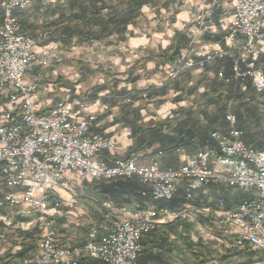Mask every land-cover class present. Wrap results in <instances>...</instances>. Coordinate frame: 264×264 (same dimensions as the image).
Returning <instances> with one entry per match:
<instances>
[{"label":"built area","instance_id":"obj_1","mask_svg":"<svg viewBox=\"0 0 264 264\" xmlns=\"http://www.w3.org/2000/svg\"><path fill=\"white\" fill-rule=\"evenodd\" d=\"M35 1L3 0L0 28V90L10 105L0 122V171L8 188L0 195V209L32 219L39 229L38 247L28 264H80L86 258L103 264H139L144 235L179 221L206 231L201 217H212L228 248L264 250V150L244 142L233 112L235 100L228 102L227 133L212 134L215 147L185 156L179 168L161 169L158 159L162 152L150 165H139L136 157L117 158L109 165L100 157L115 151L114 139L92 132L97 120L94 113L83 115L99 103L64 99L46 110L41 93L43 77L39 75L34 82L28 79L35 68H48L57 58L49 43L50 32L32 36L20 32L16 12L26 11ZM199 1L202 11L191 26L192 43L215 28V15L222 8L220 25L227 30L224 45L209 43L201 62L186 53L174 58L168 64L167 82L184 71L229 58L232 77L226 78L223 71L216 77L240 87L250 83L257 96L264 94V69L259 64L264 0ZM122 178H137L149 186L154 201H172L183 185L187 200L195 191L222 184L252 193L255 198L235 210L212 215L190 205L180 210L118 206L86 194V183ZM83 198L97 206L103 221L90 228L82 246L58 243L49 211L65 204L78 205ZM8 220L9 215H0V222Z\"/></svg>","mask_w":264,"mask_h":264},{"label":"crops","instance_id":"obj_2","mask_svg":"<svg viewBox=\"0 0 264 264\" xmlns=\"http://www.w3.org/2000/svg\"><path fill=\"white\" fill-rule=\"evenodd\" d=\"M2 1L0 0V28L3 24ZM126 4L127 0H37L26 11H17L16 16L19 19L22 34L32 36L39 32H50L49 43L58 54V59L56 58L53 66L47 69L35 68V71L38 69V75L43 76L41 93L45 109L57 105L64 99L98 102V107L86 110L83 115L94 113L97 120L92 132L113 138L116 143L115 151L101 156V160L111 165L117 158L136 157L139 165H150L161 152L160 148L155 145L153 149L143 147L139 152H135L133 129L139 127L149 129L163 122H169L171 128H174L181 121L179 111L183 112L195 105L199 106L195 100L197 97L203 98L206 95L208 83L211 82L209 80L223 71L221 68L226 66V63L232 64V61L229 58L218 59L184 71L175 80L167 82L168 64L162 57L174 43L180 45V55L186 53L195 62L203 61L209 50V43L202 40L196 44L192 43L191 26L202 11L200 1L154 0L153 3L139 9L136 15L131 14V18L127 20V27L122 33L117 31L124 25L117 26L114 34L108 38L99 35L102 29L94 21L96 18L94 15H97L98 11L96 8H102L103 5L104 9L99 17L105 21L113 13L115 15L128 13ZM222 10V8L219 9L215 15V28L203 37L226 36L227 30L220 25V20L224 17ZM93 37L100 39L96 40ZM222 42L224 43V40ZM259 47L262 50L259 64L264 69V42H260ZM80 52H82V58L71 57L75 54L79 56ZM68 58H72V61ZM65 60L69 62L61 65ZM231 77L232 72L228 78ZM28 79L30 82L38 80L37 78L32 80L29 76ZM78 80L80 81L77 82ZM217 81L224 84L222 88L230 86L221 79L217 78ZM248 84L250 83H246L244 88H247ZM163 89H166L167 94L155 95L148 100L142 99V94L146 93L149 96ZM9 106V102L0 90V122ZM226 125L229 130L227 122ZM164 132V135L176 138L177 141L180 137L173 129ZM206 148L209 147H196L193 150L180 148L171 155L162 153L158 163L163 170L177 169L185 156H191ZM88 184L90 182L85 184L86 193H92L95 196L93 198H96L97 195L94 191H90ZM141 185L145 189L141 196L131 197L128 204L121 205L113 200L107 201L118 206L180 210L186 205L193 206L192 203L201 195L200 191L205 190L195 191L192 199L187 200L186 188L184 185L181 186L177 196L179 198L180 192L185 195L186 203L172 209L162 206V203L170 201H154L151 188ZM7 190L3 172L0 171V195ZM210 190V188L206 189L203 193L211 197L214 191ZM49 214L54 223L53 232L58 243L70 246L84 245L90 228L103 221L97 206L91 204L89 200L80 202L78 205L65 204L59 209H51ZM0 215H9L7 223L0 222L3 225L0 228V238L7 241L10 240L12 233H16L14 241L17 242L16 245L7 242L11 246L9 249H5L6 242L4 244L0 242V264H3L10 261V258H6H12L21 251V240L25 237L18 238L17 231L35 232L38 229L32 219L23 218L15 212L4 211ZM211 224L210 227L202 224L206 229L204 231L194 223L179 221L163 225L150 234L144 235L140 241L142 252L138 263L197 264L194 255L204 258L210 250H214L212 256L215 258L226 256V248L224 249L221 245L223 242L226 243L220 236L221 229L215 223ZM209 245L210 250L207 249ZM35 248L24 253L23 260L16 263L15 260L11 264H28ZM185 258L189 259V263ZM80 264L103 263L86 258Z\"/></svg>","mask_w":264,"mask_h":264},{"label":"trees","instance_id":"obj_3","mask_svg":"<svg viewBox=\"0 0 264 264\" xmlns=\"http://www.w3.org/2000/svg\"><path fill=\"white\" fill-rule=\"evenodd\" d=\"M153 2L154 0H127L126 5L127 9L129 10L128 13H122L118 15H115L113 13V15L105 21L103 18L99 17L101 11L104 9L103 5L101 6L102 8L97 7L96 10L98 11L97 15H94L96 17L94 21L102 29L99 35H103V38H108V36L114 34V29L117 26L124 25L123 28H121L120 30L118 29L117 31L118 33H122V31L127 27V20L131 18V14L136 15L139 9ZM94 38L96 40L100 39L98 37H93V39ZM224 38L225 36H205L202 38V41L206 43H219L221 45H224V43L222 42ZM179 51L180 45L174 43L173 46L170 47L169 51H167V53H165L162 58L167 64H169V62H171L174 58L180 55ZM221 70H223V72L225 73L226 78L230 77L232 72L231 62L226 63V66H223ZM209 81L211 82L208 83L206 89L207 92L204 96V105H195L190 109H185V111L183 112L180 110L179 114L181 115V121L177 123L174 128H171V124L169 122L156 124L154 127L149 129H143L142 127H139L138 129L134 128L133 139L135 152H139L143 147L149 150L153 149L155 145L159 146L160 151L165 155H171L180 148H185L186 150H193L196 147H215V142L212 139V134L216 132L225 133L228 130L225 122V116L228 108L227 102H229L231 99L235 100V105L233 109L238 119L237 128L243 133L244 142L247 146L253 149L264 150V141L259 138V136L261 135V130H259V132L258 130H256L255 132L252 131V128L247 125L245 118V115L250 114V117H248L247 119H251L253 117V114L259 112L258 109H260V107H264V94L257 96L254 93L250 84L247 85V89L245 91H242L240 89V86H238L236 83L229 84L232 87L226 85V88H222L224 84L219 83L217 81V77H214ZM222 89H224V91ZM219 92H221L222 94ZM164 94H167L166 89H163L160 92L151 93V95H147L146 98L142 99L148 100L154 97L155 95L158 96ZM202 119L204 121H201ZM258 128L260 129L261 127L258 126ZM169 129H173L175 133H178V135L180 136L178 141L176 140V138H171L167 135H164V131ZM153 154H155V152H153ZM91 186L92 189L90 190L95 192V194L97 195V199L113 200L121 205L128 204L130 202L131 197H140L141 193L145 190L137 178L117 179L111 182H97L92 184ZM214 187L216 186H210L206 188H210L211 192L214 191V194L211 195V197H207V195L203 193V191H206V189L200 191L201 195L197 197V199L192 203V205L198 206L200 208H209L210 213L212 215H215L220 214V212L221 214H224L222 212L226 213L235 210L242 203L255 198L254 194L244 192L237 188L235 190V193L232 194L229 190L231 187H225L226 189L222 187H217L220 193L215 191ZM179 194V198L177 196L170 202L162 203V206H167L174 209L179 207L183 203H186L185 195H183L181 192ZM200 200H203V202H200ZM3 212L4 210L0 209V213L3 214ZM199 219L200 222L206 227H210L212 225V217L207 219L201 217ZM2 227L3 225L0 224V228ZM36 232L37 230H35V232L17 231L19 235L18 238L23 239V237H25L24 240H21V251L14 255V257L12 258H6H10V261H7L3 264H11V262L15 260V263L17 261H20L21 259L23 260L24 253L31 251L35 247L34 234ZM15 234L12 233L10 235L11 237H9L10 242H12V244L14 245L17 244V242L14 241ZM221 245L224 249L226 248L224 242ZM209 248L210 245L207 249L210 250ZM225 250V252H227V255L221 258H215L212 256L214 250H210L204 258H202V256H194L197 261V264H227L228 262H230V260L241 257L246 258L249 262L248 264L260 263L264 261V250H258L254 252L246 251L244 255L242 253L243 250L240 251L239 249L229 248H226Z\"/></svg>","mask_w":264,"mask_h":264},{"label":"rangeland","instance_id":"obj_4","mask_svg":"<svg viewBox=\"0 0 264 264\" xmlns=\"http://www.w3.org/2000/svg\"><path fill=\"white\" fill-rule=\"evenodd\" d=\"M200 40H202V38L200 39ZM54 53H55V55H56V57H57V59H58V54H57V51H55V49H54ZM78 57V58H82L83 56H82V52H80V55L79 56H77L76 54L75 55H73V56H71V57ZM70 61H72V58H68ZM69 60L68 61H63L62 62V64L61 65H64L66 62H69ZM54 65V64H53ZM53 65H50V67L51 66H53ZM49 68V67H48ZM45 69H47V68H45ZM38 70V69H37ZM37 70L35 71V72H33V73H31V74H29L28 76L32 79V80H35L36 78L37 79H40L39 78V75H38V72H37ZM46 71V70H45ZM45 71H44V75L46 74L45 73ZM39 74H41V73H39ZM43 77V76H42ZM80 80H78L77 82H79ZM41 83H42V80H41ZM78 84V83H77ZM241 89L242 90H246L247 88H244V87H241ZM84 91V90H83ZM204 97L203 98H201V96L200 97H197L196 98V102H198V104H199V106H202V105H204ZM228 103V102H227ZM259 110V112H256V114H253V117L251 118V119H247L248 117H250V114H248V115H245V118H246V123H247V125H249L251 128H252V131H256V130H258V132H259V130H261L260 131V136H259V138L262 140V141H264V107H260V109H258ZM233 112H234V109H233ZM235 113V112H234ZM225 120H226V118H225ZM251 120H253V121H251ZM258 126H260L261 128L259 129L258 128ZM159 161H160V159H158ZM102 182H111V181H102ZM94 183H97V182H95V181H91L90 182V184H88V186H89V189H92V184H94ZM220 187H222V188H229L228 187V185H224V184H222V185H220ZM225 188V189H226ZM214 189H215V191H217L218 193H220V191H219V189L217 188V187H214ZM230 192L232 193V194H234L235 193V190H236V188L235 187H231L230 189ZM91 191V190H90ZM87 194V196H88V194H89V196L88 197H95L94 196V194L92 195V193H86ZM87 200H89V199H87V198H83V199H81V201L80 202H83V201H87ZM199 208V207H198ZM201 209H203V208H201ZM204 209H209V208H204ZM6 228V227H5ZM38 229V228H37ZM36 234V238H34V240H35V250H34V252L32 253V255L35 253V251H36V249H37V247H38V243H39V236L41 235V233H40V231H39V229H38V231L35 233ZM0 242H2L3 244L6 242H8V243H10V240L8 239L7 241L5 240V239H1L0 238ZM7 243V247L5 246V249H9L11 246L9 245ZM227 243V242H226ZM226 243H225V245H226ZM226 248H228L227 246H225ZM230 249V248H229ZM246 251H253L254 252V250H250V249H245V250H243V255L246 253ZM258 251V250H257ZM185 254H187L186 253V251H185ZM185 260H186V262H188L189 263V259H187V258H185ZM249 262H248V260L246 259V258H244V257H241V258H234L232 261H230V262H228L227 264H248ZM186 264V263H185ZM213 264H215V263H213ZM226 264V263H225ZM253 264H264V261H262V262H260V263H253Z\"/></svg>","mask_w":264,"mask_h":264},{"label":"bare ground","instance_id":"obj_5","mask_svg":"<svg viewBox=\"0 0 264 264\" xmlns=\"http://www.w3.org/2000/svg\"><path fill=\"white\" fill-rule=\"evenodd\" d=\"M225 185V184H224ZM251 201V200H250Z\"/></svg>","mask_w":264,"mask_h":264}]
</instances>
